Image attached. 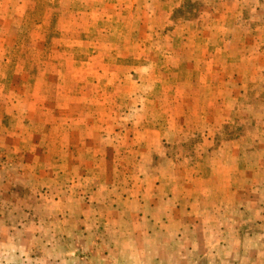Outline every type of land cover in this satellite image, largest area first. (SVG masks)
<instances>
[{
	"label": "rangeland",
	"instance_id": "1",
	"mask_svg": "<svg viewBox=\"0 0 264 264\" xmlns=\"http://www.w3.org/2000/svg\"><path fill=\"white\" fill-rule=\"evenodd\" d=\"M100 247L264 264V0H0V264Z\"/></svg>",
	"mask_w": 264,
	"mask_h": 264
},
{
	"label": "crops",
	"instance_id": "2",
	"mask_svg": "<svg viewBox=\"0 0 264 264\" xmlns=\"http://www.w3.org/2000/svg\"><path fill=\"white\" fill-rule=\"evenodd\" d=\"M163 169V168H162ZM163 171H160L159 169H158V171H157V173L159 174L158 175V177H162V175H163V173H162ZM165 180H167V181H169V186L170 187H174V189L175 190H178V188H180V186L182 187V185H183V181L180 179V178H178V175L176 176V177H174L172 180L169 178V180H168V178H165ZM157 182H160V180L159 181H157ZM157 184V183H156ZM158 188H157V190H160V189H162L163 188V186L161 187V186H157ZM162 190H164V189H162ZM159 192V191H158ZM167 197H169V196H167ZM179 198V197H178ZM178 200V199H177ZM162 201H164L163 199L160 201V200H153V206H154V208H157V207H159V205H160V203H162ZM169 207V209H174L175 211L178 209L177 207L178 206H175V205H172V207L170 208V205H168ZM179 210V209H178ZM186 210V209H185ZM180 212V211H179ZM166 214V213H165ZM139 216V215H138ZM166 216V215H165ZM147 215H145V222H149V223H158L160 220H162V218H166L165 219V221L167 222L168 221V219H167V217H161V218H159V217H150L149 219H147ZM139 218H141V217H139ZM143 221V222H144ZM96 244H98V245H100L101 243H102V241H101V239L100 238H96ZM108 251V249H102L101 247L100 248H96V249H90L88 252H86L85 253V257H92V256H97V257H100L99 259L102 261L101 263H97V262H95L96 261V259L93 257L92 258V260L90 261V263H88V264H105V261H106V252Z\"/></svg>",
	"mask_w": 264,
	"mask_h": 264
},
{
	"label": "trees",
	"instance_id": "3",
	"mask_svg": "<svg viewBox=\"0 0 264 264\" xmlns=\"http://www.w3.org/2000/svg\"><path fill=\"white\" fill-rule=\"evenodd\" d=\"M191 118H193V117H191ZM191 118H189L188 120H190ZM215 182H213V184H214Z\"/></svg>",
	"mask_w": 264,
	"mask_h": 264
}]
</instances>
